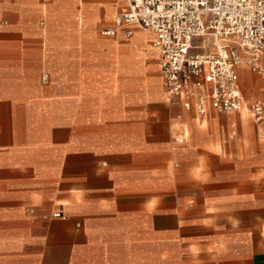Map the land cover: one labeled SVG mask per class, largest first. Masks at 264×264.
I'll return each instance as SVG.
<instances>
[{"label":"crops","instance_id":"obj_1","mask_svg":"<svg viewBox=\"0 0 264 264\" xmlns=\"http://www.w3.org/2000/svg\"><path fill=\"white\" fill-rule=\"evenodd\" d=\"M125 11L0 0V264H264V118L169 99Z\"/></svg>","mask_w":264,"mask_h":264},{"label":"built area","instance_id":"obj_2","mask_svg":"<svg viewBox=\"0 0 264 264\" xmlns=\"http://www.w3.org/2000/svg\"><path fill=\"white\" fill-rule=\"evenodd\" d=\"M124 1L126 11L101 34L123 32L128 38L132 26L151 34L169 99H179L184 109L200 117L207 106L219 114L239 113L246 106L255 123L264 118V101L244 102L237 73L245 66L264 80V0ZM5 24L0 21V26ZM230 128L233 139L234 124ZM53 216L66 219L60 212Z\"/></svg>","mask_w":264,"mask_h":264},{"label":"rangeland","instance_id":"obj_3","mask_svg":"<svg viewBox=\"0 0 264 264\" xmlns=\"http://www.w3.org/2000/svg\"><path fill=\"white\" fill-rule=\"evenodd\" d=\"M114 17V16H113ZM102 29H100V32H101ZM230 46L238 51H240V48L237 44H234V43H231ZM252 79L256 80V79H259V80H262L258 75L255 74V76H252ZM245 79L244 78H240V86L242 88V93H243V100L244 102L247 104V105H250L252 103H254L255 101L257 100H262L264 98H254V99H248V96H250V93H252L251 91V88H249L248 86V83H245L244 81ZM252 80V81H254ZM264 81V80H262ZM249 114V113H248ZM249 118H250V115H249Z\"/></svg>","mask_w":264,"mask_h":264},{"label":"bare ground","instance_id":"obj_4","mask_svg":"<svg viewBox=\"0 0 264 264\" xmlns=\"http://www.w3.org/2000/svg\"><path fill=\"white\" fill-rule=\"evenodd\" d=\"M146 32V31H145ZM148 33V32H147ZM246 106H243L240 111H239V114H241L244 110H245ZM247 110V109H246ZM248 111V110H247ZM249 113V112H248ZM233 140V139H232Z\"/></svg>","mask_w":264,"mask_h":264}]
</instances>
